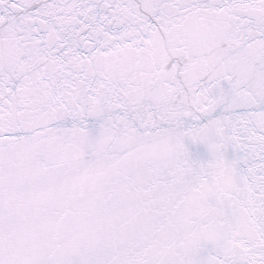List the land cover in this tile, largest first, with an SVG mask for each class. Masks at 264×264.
<instances>
[{"label":"snow or ice","instance_id":"6c2138e0","mask_svg":"<svg viewBox=\"0 0 264 264\" xmlns=\"http://www.w3.org/2000/svg\"><path fill=\"white\" fill-rule=\"evenodd\" d=\"M0 264H264V0H0Z\"/></svg>","mask_w":264,"mask_h":264}]
</instances>
